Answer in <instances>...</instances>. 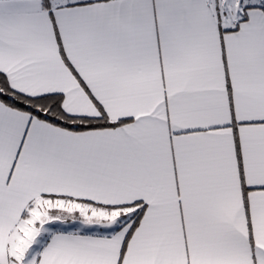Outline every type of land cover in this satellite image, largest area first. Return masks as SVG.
<instances>
[{
  "label": "snow or ice",
  "instance_id": "6c2138e0",
  "mask_svg": "<svg viewBox=\"0 0 264 264\" xmlns=\"http://www.w3.org/2000/svg\"><path fill=\"white\" fill-rule=\"evenodd\" d=\"M0 264H264V0H0Z\"/></svg>",
  "mask_w": 264,
  "mask_h": 264
}]
</instances>
